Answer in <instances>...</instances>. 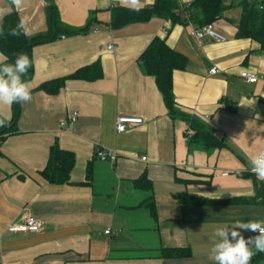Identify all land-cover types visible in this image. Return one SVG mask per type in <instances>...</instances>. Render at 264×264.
Wrapping results in <instances>:
<instances>
[{
  "label": "crops",
  "instance_id": "1",
  "mask_svg": "<svg viewBox=\"0 0 264 264\" xmlns=\"http://www.w3.org/2000/svg\"><path fill=\"white\" fill-rule=\"evenodd\" d=\"M155 1L134 6L129 0H53L65 25L88 29L33 50L34 77L27 83L32 99L21 103L17 132L0 141V264H214L208 257L218 228L264 221V202L255 200L264 181L249 163L264 150V51L252 40L237 38L242 0H221L224 13L213 25L225 43L198 44L191 38L201 21L194 7L187 16L177 14V22L153 18L112 27L116 10L143 11ZM46 5L24 0L17 8L12 0H0V27L14 9L29 38L46 35ZM157 38L187 60L186 69L173 74L176 108L204 124L223 149L191 145L189 125L169 116L141 60ZM96 65L100 79L69 80L54 96L36 91ZM214 68L220 73L211 76ZM244 73L258 82L247 83ZM12 107L0 105L4 120L12 119ZM122 117L143 123L118 134ZM54 145L75 155L68 185H51L40 176ZM98 147L116 152L117 161L97 160ZM144 176L152 191L135 188ZM181 195L213 203L185 207L178 202ZM24 213L43 223V230L10 232ZM108 229L112 234H105ZM237 231L246 240L256 236ZM187 248L190 259H161L165 249ZM253 251L252 259L260 253Z\"/></svg>",
  "mask_w": 264,
  "mask_h": 264
},
{
  "label": "trees",
  "instance_id": "2",
  "mask_svg": "<svg viewBox=\"0 0 264 264\" xmlns=\"http://www.w3.org/2000/svg\"><path fill=\"white\" fill-rule=\"evenodd\" d=\"M46 2L47 23L49 33L29 38L24 30H21L19 36L9 35V31L20 24L21 20L18 13L13 9L7 15L0 28H3V35H0V53L6 58L7 63H14L17 56L21 53L27 54L31 61V67L27 74L22 77L24 81L30 83L34 77L33 50L35 47L51 43L61 36L73 37L87 32L85 29H74L65 25L61 19L58 9L54 6L53 0H44ZM241 10L239 21L237 22V38L252 40L258 43L261 50L264 51V0H242L238 5ZM192 7L197 8L201 13V21L198 27H205L213 24L223 16L224 9L221 0H195ZM176 0H156L153 7L143 11H128L118 9L113 14L112 27L114 29L124 28L131 24L146 23L153 18L162 20H171L177 22ZM141 60L144 64L145 73L155 79L156 85L168 110L172 120L186 122L192 131V137L189 138L190 144L197 146L204 151L220 150L224 144L217 140L214 135L201 122L191 119L189 116L181 113L175 105L173 93V74L175 71L184 70L187 66V60L182 55L171 49L165 40L155 39L147 50L143 53ZM90 71H96L90 75ZM102 77L99 66L82 69L70 77L58 79L42 85L36 91H42L50 96L58 94L69 80H97ZM12 119L0 126V141L7 135L17 132V121L21 113V103H14L12 107ZM0 119H3L0 116ZM4 120V119H3ZM75 166V155L72 152L63 150L58 145H54L50 150L49 159L45 169L40 173L41 178L51 185H68L70 176ZM88 181L90 182L92 171L88 168ZM88 184V183H86ZM135 188L141 191H152L153 186L144 176L134 182ZM255 200L264 202V187L256 188ZM178 202L185 207L208 206L212 201L181 195ZM152 207V205H150ZM152 214L154 213V208ZM192 258L190 249H165L161 253L163 260H183ZM264 260V252H260L251 260V264H259Z\"/></svg>",
  "mask_w": 264,
  "mask_h": 264
},
{
  "label": "clouds",
  "instance_id": "3",
  "mask_svg": "<svg viewBox=\"0 0 264 264\" xmlns=\"http://www.w3.org/2000/svg\"><path fill=\"white\" fill-rule=\"evenodd\" d=\"M134 6L139 0H129ZM24 0H12L17 8H20ZM135 10H139L138 7ZM21 30L27 34L25 22L21 21L15 28L9 31L11 36H19ZM0 35H3V28H0ZM31 67V61L27 54L21 53L14 63H7L0 60V105H12L14 103H27L32 99L31 89L26 81L22 79ZM5 124V120L0 119V126ZM251 172L257 179L264 181V150L252 155L249 159ZM237 229L258 232L255 237L247 240ZM218 241L214 243L209 254V260L214 264H250L255 252H264V221H237L232 225L218 228L215 232ZM231 237V238H230Z\"/></svg>",
  "mask_w": 264,
  "mask_h": 264
},
{
  "label": "built area",
  "instance_id": "4",
  "mask_svg": "<svg viewBox=\"0 0 264 264\" xmlns=\"http://www.w3.org/2000/svg\"><path fill=\"white\" fill-rule=\"evenodd\" d=\"M195 0H176L177 8L176 14L178 15H188L189 10L192 7V4ZM191 38L197 42L198 44H202V42L206 39L214 41L216 43H225L227 41L226 37L220 34L213 24L205 26V27H194L190 33ZM113 46H108V50H112ZM220 72L218 69L214 68L210 71L211 76L218 75ZM242 78L249 84H254L258 82V78L250 73H244ZM77 117V113H73L71 115V122H75ZM143 123L142 119L132 118V117H122L118 118L116 122V132L118 134H124L128 127L141 125ZM65 123L62 122L61 126H64ZM192 137V133L188 134V138ZM95 157L97 160L101 162H109L111 164L117 161L118 155L116 152L107 151L105 149L96 148ZM142 161H146V158H142ZM8 230L13 233H24V234H37L43 230V223L31 218L26 213L23 214L22 219L19 224L11 225ZM106 235L112 234L111 230L108 229L105 232ZM254 234L258 235V232H254Z\"/></svg>",
  "mask_w": 264,
  "mask_h": 264
},
{
  "label": "rangeland",
  "instance_id": "5",
  "mask_svg": "<svg viewBox=\"0 0 264 264\" xmlns=\"http://www.w3.org/2000/svg\"><path fill=\"white\" fill-rule=\"evenodd\" d=\"M249 231V230H248ZM248 234H249V232H248ZM250 236L252 237V235L250 234Z\"/></svg>",
  "mask_w": 264,
  "mask_h": 264
}]
</instances>
